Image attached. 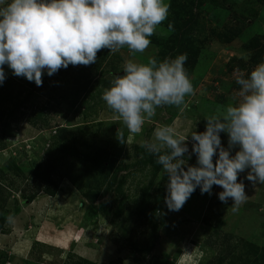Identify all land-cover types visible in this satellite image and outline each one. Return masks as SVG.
Wrapping results in <instances>:
<instances>
[{"label": "rangeland", "instance_id": "1", "mask_svg": "<svg viewBox=\"0 0 264 264\" xmlns=\"http://www.w3.org/2000/svg\"><path fill=\"white\" fill-rule=\"evenodd\" d=\"M165 2L167 19L143 53L104 48L93 64L52 76L45 70L42 86L4 65L0 264H264V184L248 181L249 169L238 174L247 196L238 211L231 198L219 200L216 185L211 196L198 187L169 211L168 177L141 147L168 125L191 153V134L205 130L204 119L239 100L236 76L264 61V0ZM169 23L174 30L160 35ZM184 53L193 94L184 106L158 107L139 134L130 133L101 98L104 90L126 61ZM220 136L227 147V134ZM189 153L187 165H196Z\"/></svg>", "mask_w": 264, "mask_h": 264}, {"label": "clouds", "instance_id": "2", "mask_svg": "<svg viewBox=\"0 0 264 264\" xmlns=\"http://www.w3.org/2000/svg\"><path fill=\"white\" fill-rule=\"evenodd\" d=\"M169 7L165 0H0V84L6 79L4 65L14 76L42 86L45 70L52 76L70 64H93L104 48L116 53L126 46L133 54L143 53ZM173 30L169 23L160 35ZM186 60L184 53L162 61H126L123 75L114 76L101 98L130 133L139 134L158 107L184 106L186 95L193 94ZM236 84L239 100L204 119L205 130L191 134V153L187 138L168 125L157 127L152 140L142 141L168 177L164 202L169 211L178 212L198 187L211 196L213 185L223 189L219 200L227 204L231 198L233 212L238 211L247 197L243 181L237 182L245 169L253 185L264 184V61L247 77L237 75ZM221 133L227 134V147ZM118 139L124 143L122 133ZM185 153L188 159L196 155V165H187ZM6 222L14 223V215Z\"/></svg>", "mask_w": 264, "mask_h": 264}, {"label": "trees", "instance_id": "3", "mask_svg": "<svg viewBox=\"0 0 264 264\" xmlns=\"http://www.w3.org/2000/svg\"><path fill=\"white\" fill-rule=\"evenodd\" d=\"M6 95L4 94L3 96H0V101H2L3 99H5Z\"/></svg>", "mask_w": 264, "mask_h": 264}]
</instances>
